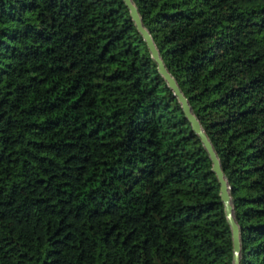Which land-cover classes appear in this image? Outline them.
<instances>
[{
	"label": "trees",
	"instance_id": "1",
	"mask_svg": "<svg viewBox=\"0 0 264 264\" xmlns=\"http://www.w3.org/2000/svg\"><path fill=\"white\" fill-rule=\"evenodd\" d=\"M264 264V0H134ZM221 184L124 0H0V264H234Z\"/></svg>",
	"mask_w": 264,
	"mask_h": 264
},
{
	"label": "water",
	"instance_id": "2",
	"mask_svg": "<svg viewBox=\"0 0 264 264\" xmlns=\"http://www.w3.org/2000/svg\"><path fill=\"white\" fill-rule=\"evenodd\" d=\"M124 2L127 5V7L130 9L131 17L135 22L139 32L143 36L144 40L147 42L151 56L154 59V61L157 63L160 74L164 77V79L168 83V86L173 90L174 95L178 98L186 114V117L191 122L195 132L202 139L203 145L210 155V158L213 162V171L216 173L217 178L221 184L220 196L225 205L227 219L233 234L234 264H241V253H242L241 227L235 216V206L233 203L231 186L223 169L221 159L215 149L212 140L205 131L200 119L194 113L189 99L184 94L177 79L169 71L152 33L144 24L143 17L139 11L138 6L134 2V0H124Z\"/></svg>",
	"mask_w": 264,
	"mask_h": 264
}]
</instances>
